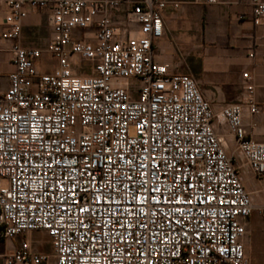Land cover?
Masks as SVG:
<instances>
[{"label":"built area","instance_id":"2783aa9c","mask_svg":"<svg viewBox=\"0 0 264 264\" xmlns=\"http://www.w3.org/2000/svg\"><path fill=\"white\" fill-rule=\"evenodd\" d=\"M251 1L260 25L264 0ZM3 2L15 70L0 92V243L21 238L7 264H250L243 238L258 207L240 167L198 81L156 59L169 1ZM27 5L50 11L45 49L16 41ZM83 62L91 73H78ZM243 76L245 102L219 116L263 178L264 142L243 125L245 105L261 110ZM34 231L51 253L24 238Z\"/></svg>","mask_w":264,"mask_h":264},{"label":"crops","instance_id":"0c3cea01","mask_svg":"<svg viewBox=\"0 0 264 264\" xmlns=\"http://www.w3.org/2000/svg\"><path fill=\"white\" fill-rule=\"evenodd\" d=\"M169 5L163 11L164 34L155 41L156 59L168 65L171 74H188L199 83L201 91L209 101L215 115L213 123L216 132L226 144L227 151L240 167L244 184L253 197L257 209L246 222L247 234L243 238L250 264H264V226L260 220L264 214V177L245 164L235 136L219 114L223 107L245 102L248 92L243 74L248 72L254 85L253 97L260 113L251 114L245 105L243 125L248 136L264 142V20L260 25L253 22L251 0H167ZM175 4H179L178 7ZM28 12L23 21L21 37L16 40L23 46L29 45L27 35L37 30L44 21L50 26L48 9L25 6ZM10 12L0 0V92H6L10 85L9 76L15 70L12 55L14 40L3 38L2 33L9 27L6 17ZM47 40L45 49L52 37ZM47 52L45 51L44 55ZM254 53V56H250ZM43 62V61H42ZM245 104V103H244ZM38 248L40 244L31 235ZM15 240L0 243V264H7L6 253L14 250ZM11 244V247H7Z\"/></svg>","mask_w":264,"mask_h":264},{"label":"rangeland","instance_id":"374dc122","mask_svg":"<svg viewBox=\"0 0 264 264\" xmlns=\"http://www.w3.org/2000/svg\"><path fill=\"white\" fill-rule=\"evenodd\" d=\"M51 35V26L48 21H44L43 24L34 31L29 32L27 35V42L29 45H34L38 47H44L47 43V40L49 39ZM57 60L50 54L46 53L43 57V62L40 64L39 68L42 72L45 73H51L55 70L57 67ZM82 68L78 70V73L88 74L91 73L90 69V63L89 62H83ZM79 64H75V67H79ZM264 226L263 219L260 220V226ZM29 235L32 236V239L34 241H38L40 244L38 245V249L45 253H51L53 251V246L50 237L46 234L44 231H34L31 232ZM15 243H19L21 241V238H15ZM7 247H11V244H8Z\"/></svg>","mask_w":264,"mask_h":264}]
</instances>
